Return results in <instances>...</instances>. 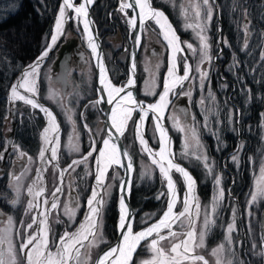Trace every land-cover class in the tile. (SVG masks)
<instances>
[{"label":"rangeland","instance_id":"rangeland-1","mask_svg":"<svg viewBox=\"0 0 264 264\" xmlns=\"http://www.w3.org/2000/svg\"><path fill=\"white\" fill-rule=\"evenodd\" d=\"M167 1L172 2L173 5L172 8L166 6L173 16V21H179L183 27L179 29V32L185 31L184 33L187 35L186 38L193 41L196 45L194 47L196 50L195 55L192 51L185 48V56L191 61L190 77L199 76L196 67L200 63V41L197 39L196 30H194V28L186 27V25H196L197 23L204 25L205 30L203 34L207 37L209 54L211 56L210 63L206 62L200 65L202 70L207 71V79L204 81V89L201 90L199 88L198 79L185 81L182 87L176 89L177 95H172L171 103L164 118L166 126L172 136V148L175 153V158L190 170L189 173L196 180L195 193L201 208V214L196 219L197 233L203 227L205 210H208L209 212L211 211L212 197L217 192L214 176L221 177V186L224 189V201L221 207L217 210L218 215L215 216L216 223L206 235L204 246L202 248H197L195 254L197 253L199 255L200 253H203L208 264H217L218 258L221 260V264H227V261L229 260L235 261L236 258L244 261L245 264H261V256L259 253L261 252V243L264 241L261 238L260 214L264 206V198L258 197L255 202H252L251 193H254L257 189V182L260 180L261 175L260 168L262 163H264V116H262L260 126L258 128L255 127L256 133L259 134V140L257 139V142H259L256 143L255 135L252 132L253 128L249 127L248 123L245 122L248 118L246 117L247 115L242 107H240L241 109L237 108V105H239L237 100L241 95L240 92L242 91V88L234 82H228L230 80L221 74L224 71L219 62L221 54L220 47L222 48L223 40L226 36V29L223 24L228 22L227 25L230 26V20L225 21L224 18L226 17L223 15L220 19L213 18L210 20H201L193 13L186 14L185 12L179 11L180 8H178L177 4L184 0ZM117 2L118 0H94L92 13L97 23L98 34L101 38V44L110 77L115 84L121 85L126 82L129 74V47L131 45L130 41L133 37V31L132 33L130 32L129 24L126 23V17L124 16V13L119 11L120 6L117 7ZM61 3L62 0H60V5ZM160 5L165 7L163 4ZM242 6L246 7L245 1L242 2ZM226 8H228L227 5L225 6V11H227ZM126 11L127 18L128 14L131 18V14L127 9ZM242 12L239 14L241 15ZM203 14L205 16V13ZM263 14H261V19L259 21L260 26L258 25V29L260 30L261 28L259 32L261 39L259 46L262 47V49L264 48ZM242 16L243 14L239 19H234L235 21L232 24L234 25V28H243L244 30H242L241 33L247 36L245 32L247 21L243 23ZM181 17L182 19L178 20ZM251 21L252 20L250 19V26L253 28L256 27L257 24L255 20H253L252 23ZM152 23H154L153 20L146 23L148 25L145 29V36L138 54L139 78L137 95L141 100L146 102H152L156 99V95L159 93L164 82L170 56L168 48L159 40L157 28ZM220 23L221 28L219 29ZM71 24L72 25H69L66 30L63 39L66 36L71 38L75 34L78 35L82 43L86 46L87 38L83 34L81 27L79 28L73 19ZM54 32L55 26L52 34ZM50 38L46 41V45L43 49L44 51L46 46L52 43L49 41ZM160 38L163 41L161 35ZM180 38L183 40V37L180 36ZM152 40L159 44L158 49L161 47V51L157 56L154 55L152 51L147 50V48L152 45ZM62 41L54 47L53 52L50 55H47V58L44 59L40 67V76L38 80L39 91L37 95L41 100L55 109L59 119L60 136L57 159L51 160V158L48 157L47 151L45 152V156L51 162L45 164L40 159L39 153L45 146L44 129L48 126V120L44 113L38 109L44 118V124L39 133L40 145L38 151H36L34 155L31 154L28 156L27 164L14 175L10 174L11 164H9L5 170L7 175V185L11 191L7 193V200H4L7 203L4 202L2 205L3 207L0 206L5 212V214L2 213V215H0L2 217V219H0V234H3L5 230H7V238L12 243L16 254L17 264H26V260L24 255L20 252L19 246L21 239H26L27 235H30L35 230V226L33 229H29L27 234H24L23 230L26 228L27 224L31 223L33 214L37 215L38 219L40 218L36 209H33L30 216L26 212L29 200H33V197L28 194L29 187L35 186V190H39L40 187L44 188L43 195L33 200L34 204L40 203L43 205V200L45 198H47L50 203L51 193L57 187L58 182L60 184L58 160L60 162L61 154L64 158H69V160L83 154L84 157L87 156V153L91 150L89 149V145L91 144L92 139H96L98 146L101 143L103 130L106 127L103 103L96 107H92L90 103L97 100V76L95 67L91 65L90 60L88 63L79 64L76 62L73 64L69 73V81L70 83L72 82L73 85L71 84L65 94L61 92L58 82L52 77L51 63L55 57V51L59 48ZM43 52L41 51V54ZM180 55L182 54H179V56ZM31 63L27 66L32 65ZM183 63V60H179L181 72H184ZM21 70L11 86L15 84L21 76ZM216 73L221 77L217 79ZM49 77L52 78L51 82L49 81ZM213 78L215 81H213ZM214 84L215 87H213ZM11 86L9 90L11 104L14 105L17 102L26 104L24 101L11 98ZM50 87L57 93L55 98L49 95ZM189 90H191V99L189 100V97H187L188 103L192 107V115L187 121H184L182 113L175 108L174 105L177 107V100L181 97V93H187ZM209 92L215 97L214 101L208 98ZM202 97L205 98L203 106L200 104ZM85 105H88V107H85ZM29 106L32 108L31 105ZM66 109L70 111H67ZM262 113L264 114V111ZM138 116V112H133V117L132 120L129 121L128 129L126 130L124 137L121 138L135 161L130 193V201L134 209L133 226L135 230H138L150 221L157 219L162 215L161 213L167 205V195L160 196L161 193H166V186L159 173V168L157 165L153 164V160L146 152L141 151V145L135 135L132 121H138ZM172 117H175L178 120L179 126H193L197 129L199 140L203 145L202 152L207 156L208 162L213 168V173L211 175L206 172L203 167V162L196 159V155H199L200 153L195 150L194 144L190 145L188 155L184 154L185 133L178 131L177 128L174 127V120ZM205 117H207V119H205ZM84 124L88 125V129H91L94 135H89L88 129L84 128ZM205 124L207 126H205ZM153 128L154 124L152 121V115H149L145 125L144 138L148 139L150 145L157 149L159 143L158 140L154 138ZM232 130L234 131V137L236 138L238 137L239 132L240 135L246 133L248 136L247 141L249 142L245 143L240 139L236 151L227 155L226 153L228 151L221 154V150L227 145V131L230 133ZM203 133L206 134L203 135ZM69 137H71V141L69 140ZM209 147L215 154L209 152ZM16 148L19 149L18 147ZM77 148L79 149L78 151L76 150ZM234 155L238 157L237 162H234L233 160ZM19 157H21L20 154L17 155V159ZM29 157L31 159H29ZM84 157L76 161L82 160ZM15 163L17 162H14V164ZM94 165L95 153L92 157H89L85 163L73 165V168L67 169L65 180L62 185L60 184L63 187V193L57 194L59 196L58 208L53 210L48 217L50 242L53 240L58 241L59 237L66 230L74 232L80 222L83 221L84 212L87 210L86 201L91 195V190L93 188L95 177ZM37 169L40 170L39 176L37 175ZM54 170L55 175L53 180ZM174 175V180L177 181V185L181 192L179 203V206H181V198L185 190V185L179 173L174 172ZM121 176L122 171L120 168L113 167L108 172L106 181L104 182L107 187V194L104 195L105 204L102 209L101 229L98 233V236H101L102 239L97 245L91 248H88L89 241H84L85 247L81 248L82 255L80 258L82 264H94V259H96L97 254L102 248L116 238L118 211L115 207ZM114 177L118 178L114 179ZM134 181L137 183L139 190L140 186L144 185L142 188L146 189L145 186L148 187L145 190L146 192H149L150 189L153 191L152 195H150L151 198L149 201L146 200L145 202H142L137 200V203L134 204ZM49 186H52V189L49 190ZM140 192L141 190L138 191V193ZM101 193H103V189H101ZM158 196L160 197L159 199H157ZM73 198H78L80 208L76 209L74 219H70L69 216L65 214L64 206L67 204L69 207H72ZM13 201H15V203H13ZM19 208L21 210V215L16 218V211ZM113 208L116 210V219L114 224L110 223L114 226L111 227L109 224L105 223L104 214L111 211ZM233 210H235V227L232 233V243L229 245L225 243V236L227 225L232 222L233 219ZM9 217H11V226H9L8 223ZM58 227H60L59 232L57 231ZM174 230L181 231L176 225L174 226ZM91 239L92 237H89V240ZM222 244L224 245V251L218 255H213V250L217 249ZM7 246L6 243L4 247L6 248ZM161 246L164 247L166 251L170 247L168 241H162ZM51 250L55 251V248L53 247ZM230 251L235 253V257L229 254ZM151 256L152 254L147 250L145 242H142L137 250V254L134 255V260L136 264H142L143 261L149 260ZM199 264H202V262H199Z\"/></svg>","mask_w":264,"mask_h":264},{"label":"snow or ice","instance_id":"snow-or-ice-1","mask_svg":"<svg viewBox=\"0 0 264 264\" xmlns=\"http://www.w3.org/2000/svg\"><path fill=\"white\" fill-rule=\"evenodd\" d=\"M94 0H83L78 5L73 3V0H62L59 7L58 16L55 24V32L51 36L52 43L46 46L45 51L37 58V61L28 66V69L22 75V81L13 84L11 86V98L24 101V103L31 105L33 109H39L44 113L48 120V126L44 129V142L45 146L41 149L39 156L43 163L47 164L51 161L45 156V152L50 150L51 160L57 159L60 128L56 121L55 116L50 109L39 104L36 99L32 97L38 95L39 87L38 80L40 76V67L47 57L48 52L52 46L56 43L59 35L63 34V25L68 19H72L68 15V10H72L75 13V19L83 22V30L86 34L88 46L91 48L92 54L97 56L99 69V87L96 89L98 93V99L90 102L92 107L104 103L109 106L110 115L106 117L108 123L103 130L102 147L97 148L96 139H92L89 145L90 151L82 160L73 161L69 168H73V165L85 163L89 157H92L94 153L96 155V174L95 185L91 190V195L86 201L87 210L84 212V219L76 227L74 232L65 231L59 240H49V228L48 217L53 210L58 208L59 196L58 193H63V187L58 185L51 193V204L47 207L49 200L45 198L43 205L40 203H33V200L40 197L44 193V188L40 187L39 190H35L34 187H29L28 194L33 197V200H29L27 213H32L33 209L39 213V219L37 215L33 214L31 223L27 224L24 228V234L28 233L29 229L35 230L27 235L26 239H21L19 250L24 255L26 264H82L81 262V248L85 247L84 241H89L88 248L97 245L102 239L98 236L101 229L102 209L105 204L104 195L107 194V187L105 186V178L108 168L115 165L123 169L124 174L129 179H121L119 184L120 199H119V223L118 229L120 232V239L115 245H109L107 250L98 257L95 264H136L134 260V254H137L138 248L142 242H145L147 250L152 254L151 258L147 261H143L142 264H208V261L202 255L195 254L197 248L204 246L205 237L211 230V227L215 225V216L218 215V209L221 207L224 201V189L221 186V177L214 176L215 185L217 188L216 194L212 197L211 211L205 210L203 227L197 233L196 219L201 214V208L199 200L195 193V178L184 167L174 162V153L171 151L172 138L168 135V131L163 124V116L165 110L171 103L169 96L177 95L175 88L177 86L182 87L185 81L199 80V88L204 89V81L207 79V71L202 70L200 65L211 62V56L209 54V44L207 43V37L203 34L205 27L201 23L196 25L188 24L186 27L194 28L196 30L197 39L200 41L199 54L200 63L196 67V71L199 73L198 77H190L191 66L187 62V57L177 54H182L184 49L181 47L179 36L176 34L175 29L168 21L167 17L162 11L152 8L150 0H121L119 11L124 13L126 17V23L131 25L133 29L137 27V17L139 19L140 27L142 28L146 20H154L155 24L160 30V35L163 41L166 43V47L169 50V66L167 74L164 80L163 91L159 94V99L155 103L145 104L142 100H137L132 87L135 85L133 76H130L126 83L122 86L114 85L110 79L106 78V70L102 63V57L98 55V45L95 42L96 37L92 34L90 25L93 23L88 19V8L93 4ZM204 6L205 19L210 20L213 14L212 5L209 0H201ZM136 8L139 12L136 13ZM126 9H132L135 15L127 19ZM196 17H200L199 6L195 13ZM248 25H245L247 29ZM137 45L140 44L141 37L139 34L133 37ZM187 49L196 54V50L193 49L192 44H187ZM247 47V45H245ZM135 54L133 53L132 69L134 70L136 65L134 61ZM183 60L184 74L178 76V63L177 61ZM264 59V58H262ZM49 81L52 78L49 77ZM66 83V80H65ZM226 86V85H225ZM18 89H24L28 94L27 96L21 94ZM250 91V90H249ZM106 94V95H105ZM191 99V90L187 93H181ZM49 95L53 98L57 96V93L50 87ZM208 98L215 100L212 93L209 92ZM205 98L200 100L201 106L204 105ZM88 107V105H85ZM67 111H70L66 109ZM140 114L139 120H133L134 130L136 138L141 145V151L146 152L153 158V164L159 168V173L163 178L166 186V193H161L160 196L167 195L166 209L163 210L162 216L149 226L143 228L140 231L133 230L134 214L129 210L126 204V199L131 191V173L133 171V164L131 158L128 156V152L125 149L121 152L120 141L124 137L126 130L128 129L129 121L132 120L133 112ZM149 113L152 114V121L154 124L153 132L154 138L158 140L159 151L155 152L151 148L147 147V141L144 139L143 124L149 117ZM187 115V113H185ZM264 116V114H262ZM70 118V117H69ZM174 120V127L178 131L185 133V155H188V149L190 145H195V150L199 151V155H196V159L203 162V167L208 174L213 173V168L208 162V158L203 154V145L201 144L198 136L197 129L193 126H179L178 120L172 117ZM194 119V118H193ZM207 119V117H205ZM205 126H207L205 124ZM84 128L88 129V125L84 124ZM51 132L55 139L48 135ZM90 136L94 135L91 129H88ZM71 141V137H69ZM52 146L50 149L48 145ZM18 150V149H17ZM79 150L78 148L76 149ZM7 150H5L6 152ZM21 157L25 156V153H20ZM4 154H0V160L4 159ZM29 159H31L29 157ZM234 162L238 161L237 156H233ZM74 170V169H73ZM179 173L184 181L185 192L182 201L183 208L179 212H175L174 209L178 203H180L179 194L177 191L176 183L173 180L172 172ZM60 173L61 184L63 182L64 172ZM260 180L257 182V189L254 193H251V201L255 202L258 197L264 198V163L260 168ZM37 175H40V170L37 169ZM118 177H114L116 179ZM18 179V178H17ZM110 187V186H108ZM103 189V193L98 191ZM160 197L158 196L157 199ZM15 203V201H13ZM80 208L78 198H73V206L69 207L67 204L64 206L65 214L70 219H74L76 209ZM194 209V210H193ZM2 215V213H0ZM9 226H11V217L8 218ZM174 225L178 226L181 231L174 230ZM235 227V210H233V219L227 225L225 243L231 245L232 233ZM19 231V230H18ZM166 233V234H165ZM89 237H92L89 240ZM162 241H168L170 247L166 251L161 246ZM7 243V247L4 245ZM55 251H52V248ZM224 251V245H220L217 249L213 250V255H218ZM229 254L235 257L234 252ZM259 255L264 257V250ZM0 264H17L16 254L13 249L11 241L7 238V230L3 234H0ZM217 264H221V260L218 258ZM227 264H245L244 261L236 258L235 261L229 260Z\"/></svg>","mask_w":264,"mask_h":264},{"label":"trees","instance_id":"trees-1","mask_svg":"<svg viewBox=\"0 0 264 264\" xmlns=\"http://www.w3.org/2000/svg\"><path fill=\"white\" fill-rule=\"evenodd\" d=\"M59 6L60 0H0V154H3L7 146L8 132L12 127L13 119H16L13 147L7 155L6 168L17 158L21 151L28 157L31 154L34 155L39 149V133L44 124L43 116L38 109H33L22 102L11 104L9 90L20 70L31 63L44 49L46 41L53 32ZM261 9H263L261 6L254 9L258 13L255 18L257 25L254 28L252 27V33L249 37L241 33L244 30L243 28H234L232 24L240 18L239 16L235 20H230V26L227 25L228 22L223 24L226 29V36L223 40V48L219 58L224 71L222 75L230 80L228 82H234L242 88L237 101L247 115L246 117H248L245 122L253 128L252 132L255 135L256 143L259 142H257L259 134L256 133L255 127L260 126L261 114L264 111V59H262L264 58V51L259 46L261 39L260 30L258 29L261 19L260 14H263ZM70 25L72 24L70 23ZM90 63L93 66L92 61ZM216 76L217 79L221 77L218 73H216ZM213 81H215L214 78ZM213 87H215V84ZM14 107L15 111H13ZM206 133H203V135ZM238 135H240V132ZM227 136V145L221 150V154L236 146L237 138L234 137V131L232 130L230 133L227 131ZM240 139L245 143L249 142L246 133L241 134ZM16 147L19 149L17 150ZM208 150L210 153L215 154L210 147ZM68 161H70L69 158L66 159L61 154L60 163L65 165ZM54 175L55 170L53 180ZM143 186H140L141 192L138 193L140 190L134 181V204L137 203V200L145 202L151 198L150 195L153 191L150 189L149 192H146L145 190L148 187L145 186L146 189H144ZM48 189H52V186H49ZM10 191L7 185L6 171L1 172V207H3L4 200H7V193ZM115 208L104 214L105 223L111 227L114 226L110 223L114 224L116 219ZM16 212L15 216L18 218L21 215L20 208ZM28 215L30 216V213ZM57 231H60V227Z\"/></svg>","mask_w":264,"mask_h":264},{"label":"water","instance_id":"water-1","mask_svg":"<svg viewBox=\"0 0 264 264\" xmlns=\"http://www.w3.org/2000/svg\"><path fill=\"white\" fill-rule=\"evenodd\" d=\"M88 12L89 14H91V10H90V6L88 8ZM67 25V22L64 23V28H63V33L65 31V27ZM93 33L96 37L95 34V27L93 26ZM63 35V34H62ZM62 35L59 36L57 42L55 43V45L58 43V41L61 39ZM96 41L98 43V39L96 37ZM187 44H189L190 42L187 40L185 41ZM191 44V43H190ZM98 47H99V52L100 55L102 57V60L104 59L103 56V50L101 48L100 43H98ZM140 48V44L136 45V42L134 41L131 45V49H130V60H129V77L133 76L134 80H135V85L133 87V94L135 96V98L137 100H140L137 98V94H136V89H137V83H138V77H139V68H138V51ZM53 47L51 48V50L48 52L50 53L52 51ZM133 53L135 54L134 56V61H135V69H132V63H133ZM75 58V63H86L88 61V56H87V52L85 50V48L81 45V43L78 40V37H71V38H67L64 42H62L59 46V48L56 51V58L54 59L53 63H52V70L55 71V75L54 78L61 84L62 90L63 92H65L66 90H68L71 86L70 81H69V70L72 64V59ZM97 63L98 61L94 63L95 65V71H96V76H97V85H98V80H99V69L97 67ZM188 64L190 65V63L188 62ZM105 67V66H104ZM26 69V66L21 70V72H23ZM106 73H108L106 71ZM66 80V83H65ZM36 100L41 103L42 105L48 107L54 114V116H57L56 112L54 111V109L47 104L46 102L42 101L37 95L35 96ZM182 102L178 104V108L184 113L185 116H187L189 114V108L187 106V100L186 97H183ZM15 109V108H14ZM13 109V110H14ZM187 113V115L185 114ZM104 114H105V120L106 117L108 115H110V111H109V106L104 104ZM15 119L13 120V124H12V128L11 130L8 132V141H7V147L4 149L3 154L5 156V158L2 160V163L0 164V171H2L4 169V163H5V159L6 156L9 152V150L12 148V142H13V138H14V131H15ZM108 123V121L106 120V124ZM163 124L165 126V128L168 131V135L171 136L168 127L166 126L165 120H163ZM172 138V136H171ZM173 142V141H172ZM120 148H121V152H123L125 149L127 150V148L125 147V145L123 144L122 140L120 141ZM5 150H7L5 152ZM128 152V156L131 158L132 160V164H133V171H134V166H135V162L134 159L132 157V155L130 154V152L127 150ZM26 157H23L20 161H18L17 163L13 164L11 167V172L12 174L16 173L17 171H19L26 163ZM180 163V162H179ZM183 167H185L183 164H181ZM61 167V166H60ZM185 169L187 171H190L187 167H185ZM64 171V168H63ZM133 171L131 173V177L130 179H132V175H133ZM129 178L128 176H126L124 174H122L121 179H126ZM98 191L101 192V189H99ZM74 194V193H73ZM118 195H120V191H118ZM126 204L128 205L129 210L134 214V210L133 207L131 205V201H130V194L128 195V198L126 199ZM158 219L154 220L152 223H155ZM149 224V225H150ZM147 226V225H146ZM260 231H261V238L264 241V208L262 209L261 215H260ZM120 239V233H118L117 238L110 243L109 245H115ZM108 245V246H109ZM108 246H106L96 257V259L94 260V264L96 262V260L98 259V257L100 255L103 254L104 251L107 250Z\"/></svg>","mask_w":264,"mask_h":264},{"label":"flooded vegetation","instance_id":"flooded-vegetation-1","mask_svg":"<svg viewBox=\"0 0 264 264\" xmlns=\"http://www.w3.org/2000/svg\"><path fill=\"white\" fill-rule=\"evenodd\" d=\"M120 1L121 0H118L117 7L119 6ZM238 1L237 0H209V3L212 5V9L214 11L213 14H212L211 19H213V18L220 19L221 16L223 15L224 17H226V18H224L225 20H232V19H235L237 16L240 17L243 14V16H242L243 17L242 18L243 19V23L245 21H247L246 24L248 25V27L245 30V32H246V35L249 37L250 34L252 33V27L250 26L251 24L249 23V20L250 19L252 21L256 20L255 18H256V15H258V13L255 12L254 9L257 6H261L262 5L261 8H263V9H261V10H262V13L264 12V0H244L246 7L242 6V1L241 0H238ZM150 2H151V5H152V8H154L156 10H159V11H162L170 19V21L172 20L171 22H173V24H174L173 26L175 27L176 31L180 34L181 37H183V40L181 39L182 47L183 48H187V46H186V44L184 42L185 39H187L186 38L187 35L184 33L185 31L184 32H182V31L179 32V29L183 28L181 23L179 21L174 22L173 21V16L171 15L170 11L167 9V7L172 8V6H173L172 2L167 1V0H150ZM160 4L165 5V7H163ZM226 5L228 6V8H226L227 11H225V6ZM175 6H176V4H175ZM177 6H178V8H180L179 11L185 12L186 14H189V13L195 14L196 11H197V8L199 6V11H200V16H201L199 18L201 20H205V16L203 14V13H205L204 12V6L202 5L201 0H184L183 2H179L177 4ZM127 10L131 14V10L130 9H127ZM242 11H244V12H242ZM240 12H242L241 15L239 14ZM127 19H130L129 14H128V18ZM180 19H182V17L179 18L178 20H180ZM252 21H251V23H252ZM148 24H146L142 28L143 38H141L140 46L142 45V41L144 39L145 32H146L145 29H146ZM152 24L157 28V32H158V35H159V40L163 43L164 46H166L165 43L160 38V30L158 29L157 25L154 24V23H152ZM220 24H219V29L221 28ZM129 28H130V32L132 33L133 29H132L131 25H129ZM151 42H152V45H150L147 48V50L148 51H152L154 53V55H156V56L159 55V53L161 51V47H160V49H158L159 48V44L156 43L153 40ZM130 43H131V41H130ZM189 106H190V111H191V115H192V107H191L190 104H189ZM0 219H2L1 216H0Z\"/></svg>","mask_w":264,"mask_h":264},{"label":"bare ground","instance_id":"bare-ground-1","mask_svg":"<svg viewBox=\"0 0 264 264\" xmlns=\"http://www.w3.org/2000/svg\"><path fill=\"white\" fill-rule=\"evenodd\" d=\"M83 2V0H79V1H77V0H73V3L74 4H76V5H78L79 3H82ZM127 2H131V0H127ZM120 3H121V1H120ZM151 3V2H150ZM119 6H120V4H119ZM152 6V5H151ZM131 10V18L135 15V13H134V11L132 10V9H130ZM139 12V9L138 8H136V13H138ZM68 15L70 16V17H73L72 19L76 22V24H77V26L80 28L81 27V30L83 31V34L86 36V34L84 33V30H83V22H82V18H81V20H79V21H77L74 17H75V13L72 11V10H68ZM166 16V15H165ZM167 17V16H166ZM72 19H68L67 20V25H66V27H65V31L68 29V27H69V25H70V23L72 22ZM88 19L90 20V21H92L93 23L90 25V28H91V31H92V34L94 35V33H93V26L95 27V34H96V37H97V39H98V43H100V45H101V48H102V44H101V38H100V36H99V34H98V28H97V23H96V20L94 19V16H93V13H91V14H89V12H88ZM167 19H168V21L170 22V20H169V18L167 17ZM149 21H151V20H146L145 21V24L147 23V22H149ZM154 21V20H153ZM154 23H155V21H154ZM171 23V22H170ZM145 24L143 25V26H145ZM172 25V24H171ZM173 27V26H172ZM63 28H64V25H63ZM143 28V27H142ZM142 28L140 27V24H139V19H138V17H137V27H136V29H133V37L135 36V35H137V34H139L140 35V37L141 38H143V33H142ZM83 35V36H84ZM78 36V35H77ZM95 36V35H94ZM73 37V36H72ZM133 37H132V39H131V45H132V43L134 42V39H133ZM80 39V38H79ZM180 40V39H179ZM52 42V41H51ZM95 42L97 43V41L95 40ZM181 42V41H180ZM98 43H97V45H98ZM137 45V44H136ZM86 49L89 51V54H90V57H91V61H92V63H93V65H94V63H95V61L97 62L98 61V59H97V56H94L93 54H92V51H91V48L88 46V43H86ZM181 47H182V44H181ZM183 48V47H182ZM102 50H103V48H102ZM183 53H184V51H183ZM98 55H99V57H101V55H100V52H99V47H98ZM178 56H179V54H177ZM103 56H104V52H103ZM37 60H35L34 62H36ZM33 62V63H34ZM32 63V64H33ZM102 63H103V65L105 66V70L108 72V73H105L106 74V78L107 79H110L111 80V82L114 84V85H116V86H122V85H124V84H121V85H117V84H115L113 81H112V79H111V77H110V73H109V70H108V67H107V65H106V59H105V56H104V59L102 60ZM177 63H178V71H177V75L178 76H183L182 74H184V72H181L180 71V67H179V59H178V61H177ZM26 69H28V67L26 68ZM25 69V70H26ZM25 70L23 71V73L25 72ZM168 70V69H167ZM23 73L21 74V76L19 77V79L17 80V82L15 83V84H17V83H19V82H21L22 81V75H23ZM166 74H167V71H166V73H165V77H166ZM165 77H164V80H165ZM129 79V76H128V78H127V80ZM126 80V81H127ZM163 85H164V82H163ZM100 85H99V80H98V87H99ZM178 87H180V86H177L176 88H175V91H176V89L178 88ZM132 91H133V87H132V89H131ZM18 91L21 93V94H24V95H28L25 91H24V89H18ZM163 91V86H162V90L160 91V93ZM159 93V94H160ZM159 94L156 96V99L154 100V101H152V102H146V101H144V103L145 104H150V103H155L158 99H159ZM106 95V94H105ZM134 95V94H133ZM135 97V96H134ZM33 99H36L35 98V96L34 97H32ZM97 99H98V93H97ZM169 99H170V101H171V99H172V95H170L169 96ZM141 100V99H140ZM143 101V100H142ZM38 102V101H37ZM39 103V102H38ZM39 104H41V103H39ZM42 105V104H41ZM170 105V104H169ZM42 106H44V105H42ZM44 107H46V106H44ZM46 108H48V107H46ZM168 108H169V106H168ZM168 108L165 110V112H164V116H163V120H164V118H165V114L167 113V111H168ZM49 109V108H48ZM51 111V110H50ZM110 111V110H109ZM52 112V111H51ZM135 112V111H134ZM54 115V114H53ZM149 115H152L151 113H149ZM139 117H140V114H139V116H138V120H139ZM148 119V118H147ZM147 119H146V121H147ZM146 121L144 122V124H143V131H144V136H145V125H146ZM48 135L50 136V137H52V139H53V141H54V139H55V137H54V135L51 133V132H49L48 133ZM146 141H147V147H149V148H151L153 151H155V152H158L159 151V146H158V148L157 149H155V147H152L151 145H150V143H149V141H148V139H146V138H144ZM52 145L51 144H49L48 145V148L50 149V147H51ZM99 147H102V140H101V143L97 146V148H99ZM171 151L174 153V151H173V148L171 147ZM47 153H48V157L49 158H51V153H50V150L49 151H47ZM96 155H98V153H95V157H96ZM151 159L153 160V158L151 157ZM174 162L175 163H177V164H179L180 166H182L181 165V163H179L177 160H176V158H175V156H174ZM113 167H115V168H119L118 166H115V165H113V166H111V167H109L108 168V171H107V175H108V172L113 168ZM183 167V166H182ZM185 168V167H184ZM94 169H95V174H96V160H95V165H94ZM121 169V168H120ZM121 171L123 172V169H121ZM174 170H173V172H172V177H173V180H174V178H175V175H174ZM61 173V172H60ZM64 175H65V173H64ZM107 175H106V178H107ZM182 177V176H181ZM106 178H105V181H106ZM126 179H129V178H126ZM125 179V180H126ZM183 179V178H182ZM175 181V183H176V187H177V191H178V194H179V199H180V196H181V192H180V189H179V187H178V185H177V181L176 180H174ZM131 182H132V180H131ZM58 185H60V184H58ZM57 185V186H58ZM95 185V177H94V182H93V186ZM99 190V189H98ZM184 192H185V190H184ZM130 193H131V191H130ZM183 198H184V193H183V196H182V201H183ZM119 199H120V195H117V199H116V208H117V211H118V220H117V232L118 233H120L119 232V229H118V223H119V215H120V212H119ZM182 201H181V206H179V203L176 205V207H175V209H174V211L175 212H179V211H181L182 210V208H183V205H182ZM51 202L52 201H50V203H49V205H48V207H50V204H51ZM177 206H179V207H177ZM166 209V208H165ZM164 209V210H165ZM194 210V209H193ZM161 214H163V212L161 213ZM160 216H162V215H160ZM160 216L158 217V219L160 218ZM134 224V223H133ZM147 226H149V224L147 225ZM147 226H144V227H142V228H140V229H138V230H135L134 229V226H133V230H134V232L135 231H140V230H142L143 228H145V227H147ZM175 226V225H174ZM173 226V227H174ZM48 235H49V232H48ZM262 250H264V242L263 243H261V251ZM197 254V253H196ZM135 255V254H134ZM261 264H264V257H261Z\"/></svg>","mask_w":264,"mask_h":264}]
</instances>
